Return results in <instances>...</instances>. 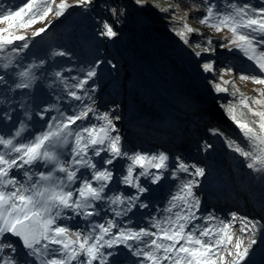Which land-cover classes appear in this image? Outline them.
Returning <instances> with one entry per match:
<instances>
[{
	"label": "snow or ice",
	"instance_id": "1",
	"mask_svg": "<svg viewBox=\"0 0 264 264\" xmlns=\"http://www.w3.org/2000/svg\"><path fill=\"white\" fill-rule=\"evenodd\" d=\"M179 7L160 0H0V264H257L254 256L264 257V200L259 217L231 211L225 218L205 210L198 194L206 166L125 146L119 106L102 110L98 103L100 70L105 63L115 69L112 61L77 65L72 52L57 48L27 55L35 37L74 9L90 16L100 9L91 18L96 36L107 39L119 35L130 12L169 14L176 22L170 30L191 49L210 91L230 97L219 106L240 139L218 127L209 132L264 178V0H198L183 15ZM193 12L200 25L223 34L219 40L190 43L204 36L188 22ZM224 52L241 62L222 61ZM237 79L257 85L256 94L241 91ZM212 148L203 141L200 151ZM166 182L164 206L148 211L151 193ZM137 212L145 214L136 220Z\"/></svg>",
	"mask_w": 264,
	"mask_h": 264
},
{
	"label": "rangeland",
	"instance_id": "2",
	"mask_svg": "<svg viewBox=\"0 0 264 264\" xmlns=\"http://www.w3.org/2000/svg\"><path fill=\"white\" fill-rule=\"evenodd\" d=\"M4 2L8 3L9 0ZM11 2L17 3L19 0H11ZM196 2L198 0H160L162 6L179 4L180 7L176 9V12L180 15H183ZM251 2L256 4L259 0H251ZM99 12L100 9L97 8L90 16L80 9H74L65 17L55 20L47 32L34 38L27 55L43 57L51 49L57 48L72 52L73 62L77 65L91 63L97 58L112 61L116 65L115 69L105 63L100 70L101 91L98 93V103L102 110L119 106L116 112L121 117L118 128L124 137L125 146L144 151L165 150L170 154L200 162L207 169V175L203 178L198 191L205 201L204 209L215 210L219 214L222 209H225L227 214L238 210L236 204L238 196L233 195V191L228 186L226 180L228 175L223 170L219 148L209 132L212 127L203 123L202 120L192 118L194 114L188 113L185 116L189 120L183 122L181 129H178L182 132V136L176 139L174 136L177 133L174 128L177 125H173L183 114L171 105L163 104L161 98L153 97L155 93L144 83L148 81L156 87L166 88L164 91L166 97L171 92L197 91L198 86L202 94L211 100H220L219 98L225 95L210 91L204 74L197 67V59L192 55L191 49L170 30L169 24L176 22L171 21L169 14L154 13L147 16L138 14V16L135 15L136 12H130L126 21L118 26L119 35L114 39H107L95 34V23L91 17ZM74 13L76 14L73 15ZM102 14L106 15V13ZM162 15L167 16L168 19L161 18ZM198 15L199 13H191L188 22L193 27L200 28L204 36L193 35L190 43L202 40L209 35L213 37L215 43L223 34H215L211 29L200 25L196 19ZM144 17H146L145 20H149L154 28L153 31L147 22H144ZM53 19L54 15L48 17V20ZM47 22L37 23L34 28L28 30V34L31 35V31L35 28L45 27ZM226 56L229 59L235 58L236 63L241 62L239 57H234V54L229 55L227 52L222 54L221 60L223 61ZM56 60L57 63H61L64 58H56ZM220 66L223 67L224 64ZM191 74L194 78H190ZM208 78L211 79V77ZM193 83L196 85L194 86ZM236 84L248 95L256 94L253 90L257 85L239 79L236 80ZM43 92L44 89L38 84L37 97L43 95ZM206 109L211 116L222 117L221 112L218 113L216 108L207 106ZM162 120L164 123L161 125ZM165 123L168 124L166 130L172 129L170 134L159 130V127H164ZM203 141L213 144V148L206 153L200 151ZM185 144L189 147H185ZM167 195L168 183L166 182L163 188H157L151 193L148 211H154L151 206L155 205L162 208ZM225 195L230 196L229 198L234 196L236 199H233V202L230 199L226 200ZM242 199H246L245 202L250 207L256 208L254 203L246 197ZM144 214V212H137L134 219L139 220ZM242 214L248 215L246 211Z\"/></svg>",
	"mask_w": 264,
	"mask_h": 264
},
{
	"label": "bare ground",
	"instance_id": "3",
	"mask_svg": "<svg viewBox=\"0 0 264 264\" xmlns=\"http://www.w3.org/2000/svg\"><path fill=\"white\" fill-rule=\"evenodd\" d=\"M135 15H138V13H135ZM141 15V14H139ZM138 15V16H139ZM146 17H144L145 20ZM143 20V21H144ZM144 22H147L148 26L151 28V31H153V27L150 25L149 20L146 19ZM152 34V33H151ZM190 78H194V76H190ZM144 83H146L149 88L151 89V91H153L155 93L154 96L161 98V102H163V104L165 103L167 106H172V108H176L178 109V111L180 113L183 114V116H180L176 122L174 123L173 126H176L175 129V133L176 135L174 136L176 139H179L182 135V132L179 131L178 129H181V125L183 124V122L185 123L186 121L189 120V118L187 116H185L188 113L194 114V116L192 118H196L198 120H202L203 117H205L206 115L208 116V111H207V105L204 104H211L213 105L218 112H221L222 114V119H219V116L216 118L219 119L224 126V130L229 131V133L234 136V139H240V133L238 131V129L236 128V126L227 118V116L225 115L224 111L222 110V108L219 106L221 103H226L228 99H230V97L225 94L223 97L219 98L220 100H211L209 97H205L202 94V90L200 89V92L203 97H205L206 102L202 99V97L199 95L198 90H190L189 92H179V93H175V92H171L170 94H168V97H166L164 91H166V88H159L156 87L154 84L149 83L148 81H145ZM193 85L195 86L196 84L193 83ZM203 105H202V104ZM197 120V121H198ZM161 125L164 123V121L162 120V122H160ZM180 123V124H178ZM217 123V122H216ZM215 123V125H216ZM218 124V123H217ZM159 125V126H161ZM164 127H159V130L163 133H168L170 134L172 129H165L166 126L168 124H164ZM134 126V125H132ZM215 139V142L218 145L219 148V153L220 156L222 158V166H223V170L224 172L228 175L226 176V180L228 181V186L230 188L233 195H236L238 197L241 198H250V201L253 203H256V205H259V202L261 200H264V178H262L260 175L253 173L251 170H248L246 167L243 166V162L241 160V158H239L236 154L232 153L230 150H228L225 146V143L223 141V139L221 137L218 136H212ZM230 137V136H229ZM169 142V141H167ZM185 147L189 145L185 144ZM221 148H220V147ZM234 166V168H233ZM227 168V169H226ZM234 169V170H233ZM230 197V196H229ZM228 196L225 195L226 200L230 199L233 202L234 198H229ZM204 201V200H203ZM205 202V201H204ZM237 207L240 209L236 210L239 211L240 213H243V211H246L248 215H252V216H256L259 217L260 212L259 211H255L256 213L258 212L259 215L255 214L254 212L252 213L250 211V205L245 204V206L247 208H245L243 205L240 204V202H236ZM225 208V207H224ZM216 214L221 215L223 217H227V213L225 211V209L220 210V214L217 212ZM73 223L74 226V222ZM254 259L257 261V264H264V257H261L259 254L254 256Z\"/></svg>",
	"mask_w": 264,
	"mask_h": 264
},
{
	"label": "water",
	"instance_id": "4",
	"mask_svg": "<svg viewBox=\"0 0 264 264\" xmlns=\"http://www.w3.org/2000/svg\"><path fill=\"white\" fill-rule=\"evenodd\" d=\"M167 53H170V52H167ZM172 54H174V55H176L174 52H171ZM197 90H198V93H199V95L201 94V92H200V89H199V87L197 88ZM201 97H202V99L206 102V100H205V98L202 96V95H200ZM245 199V198H244ZM247 199H250V198H247ZM246 200V199H245ZM245 202V201H244ZM254 205H255V207L257 208V209H259V205L257 204L256 205V203H254Z\"/></svg>",
	"mask_w": 264,
	"mask_h": 264
},
{
	"label": "trees",
	"instance_id": "5",
	"mask_svg": "<svg viewBox=\"0 0 264 264\" xmlns=\"http://www.w3.org/2000/svg\"><path fill=\"white\" fill-rule=\"evenodd\" d=\"M76 13H74L73 15H75Z\"/></svg>",
	"mask_w": 264,
	"mask_h": 264
}]
</instances>
